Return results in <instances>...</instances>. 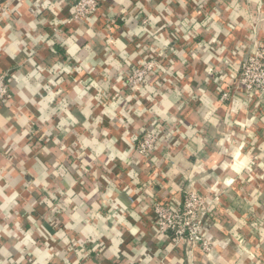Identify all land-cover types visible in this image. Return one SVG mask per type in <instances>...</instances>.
Returning <instances> with one entry per match:
<instances>
[{"label":"crops","instance_id":"crops-1","mask_svg":"<svg viewBox=\"0 0 264 264\" xmlns=\"http://www.w3.org/2000/svg\"><path fill=\"white\" fill-rule=\"evenodd\" d=\"M75 1L2 0L0 264H264V111L226 78L251 29L264 42V0H99L69 24ZM150 54L156 74L125 89ZM215 189L213 252L173 250L154 201Z\"/></svg>","mask_w":264,"mask_h":264},{"label":"built area","instance_id":"built-area-1","mask_svg":"<svg viewBox=\"0 0 264 264\" xmlns=\"http://www.w3.org/2000/svg\"><path fill=\"white\" fill-rule=\"evenodd\" d=\"M99 9V0H76L68 23H84L94 17ZM4 11L0 0V14ZM264 15V12H263ZM249 43L240 46L237 55L240 62L236 69L228 76L230 83L240 88L247 98V106H255L262 114L264 111V42L257 40L254 29H251ZM256 33V32H255ZM255 39V43L252 42ZM254 45V46H253ZM253 47V48H252ZM221 62V60H220ZM157 60L155 54L146 56L144 61L131 70L125 77L124 88L129 91H137L146 84L151 75L156 74ZM13 96L8 83V76L0 74V105H7ZM230 99L229 94H223L221 101ZM161 135L155 131H147L140 134L138 142L133 145L136 153L145 159L150 165L156 153L161 149ZM256 159L250 160V170L256 165ZM200 164V169H202ZM235 180L227 181L230 187ZM220 190H214V197L209 198L195 191L186 192L182 201L172 198L167 200L157 198L152 206L154 231L162 237L170 240L172 249L176 250L186 246L191 252L200 250L210 255L215 247L211 234L206 231V224L212 208L221 205Z\"/></svg>","mask_w":264,"mask_h":264},{"label":"trees","instance_id":"trees-1","mask_svg":"<svg viewBox=\"0 0 264 264\" xmlns=\"http://www.w3.org/2000/svg\"><path fill=\"white\" fill-rule=\"evenodd\" d=\"M170 124H171V122H170ZM213 213H214V210L212 208L211 211H210V213H209L208 220H209V218H211L213 216Z\"/></svg>","mask_w":264,"mask_h":264},{"label":"water","instance_id":"water-1","mask_svg":"<svg viewBox=\"0 0 264 264\" xmlns=\"http://www.w3.org/2000/svg\"><path fill=\"white\" fill-rule=\"evenodd\" d=\"M206 231H208L210 233V229L208 228V226H206ZM214 241V240H213Z\"/></svg>","mask_w":264,"mask_h":264},{"label":"rangeland","instance_id":"rangeland-1","mask_svg":"<svg viewBox=\"0 0 264 264\" xmlns=\"http://www.w3.org/2000/svg\"><path fill=\"white\" fill-rule=\"evenodd\" d=\"M226 78H227V81H230V77L229 76H227Z\"/></svg>","mask_w":264,"mask_h":264}]
</instances>
